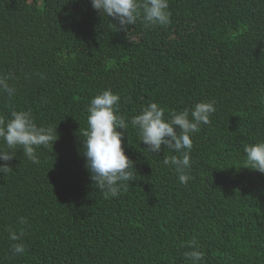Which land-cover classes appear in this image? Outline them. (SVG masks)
<instances>
[{"label": "trees", "instance_id": "trees-1", "mask_svg": "<svg viewBox=\"0 0 264 264\" xmlns=\"http://www.w3.org/2000/svg\"><path fill=\"white\" fill-rule=\"evenodd\" d=\"M168 10L167 26H129L130 42L91 0H0V75L16 89L0 95V118L30 111L58 134L37 148L39 164L18 149L0 173V264H191L193 247L201 264H264V173L243 165L244 146L264 139V0ZM104 89L120 96L134 167L107 199L83 154L87 109ZM200 101L215 111L191 137L181 183L163 163L180 154L150 152L131 119L152 102L168 118ZM10 229L24 232L21 255Z\"/></svg>", "mask_w": 264, "mask_h": 264}, {"label": "clouds", "instance_id": "clouds-1", "mask_svg": "<svg viewBox=\"0 0 264 264\" xmlns=\"http://www.w3.org/2000/svg\"><path fill=\"white\" fill-rule=\"evenodd\" d=\"M93 9L103 16L117 21L126 33L130 42L132 28L138 20L147 26H167L171 13L169 0H91ZM12 98L16 94L15 87L9 84V78L0 75V95ZM120 96L111 89H104L96 94L88 106L87 129L83 135V154L86 168L91 180L103 190L105 198L116 197L132 178L129 171L133 167L132 159L126 155L122 146L128 123L118 115ZM215 111L214 101L197 102L190 109L173 112L165 117V109L157 102L142 108L139 114L131 119V125L138 130L140 142L152 153H159L162 146L180 155L165 157V165H174L179 173L181 183H187L191 177L187 174L190 168V152L193 146L192 135L199 131L201 124H209L210 116ZM123 129L124 131H121ZM55 133V134H54ZM58 138L56 128L37 125L30 111L13 110L6 121L0 118V173L12 170L8 163L22 149L24 155L33 163L39 164L36 150L40 146L47 147ZM246 160L244 166L264 173V139L244 146ZM21 223H27L21 218ZM24 235L9 230V239L13 256L25 252V245L20 242ZM191 264H201L204 254L198 248L185 253Z\"/></svg>", "mask_w": 264, "mask_h": 264}]
</instances>
